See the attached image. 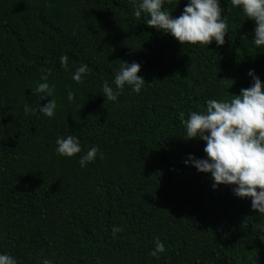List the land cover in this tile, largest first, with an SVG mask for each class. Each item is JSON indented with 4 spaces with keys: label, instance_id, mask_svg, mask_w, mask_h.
<instances>
[{
    "label": "trees",
    "instance_id": "1",
    "mask_svg": "<svg viewBox=\"0 0 264 264\" xmlns=\"http://www.w3.org/2000/svg\"><path fill=\"white\" fill-rule=\"evenodd\" d=\"M139 2L0 0V254L16 264H264V214L193 166L206 144L187 140L181 119L251 87L250 71L264 84L255 21L219 0L223 46H181L134 16ZM188 3L162 10L177 18ZM122 63H138L145 84L107 101L103 85L116 91ZM49 71L52 97L35 92ZM51 99L49 118L39 109ZM68 135L81 147L71 158L56 152ZM157 239L165 251L152 256Z\"/></svg>",
    "mask_w": 264,
    "mask_h": 264
},
{
    "label": "clouds",
    "instance_id": "2",
    "mask_svg": "<svg viewBox=\"0 0 264 264\" xmlns=\"http://www.w3.org/2000/svg\"><path fill=\"white\" fill-rule=\"evenodd\" d=\"M171 2V0H169ZM164 0H140L134 8V16L140 18L142 13L150 18L146 20L148 28L169 34L179 44L208 46L213 41L217 46H223L228 25L222 18L219 0H189L183 13L173 18L171 13L163 11ZM235 7L242 8L244 15L255 21L253 43L257 48L264 46V0H231ZM60 62L68 70V57L61 56ZM87 65H81L75 71L72 79L82 82L87 73ZM140 65L122 63L115 75L116 91L107 82L103 85V96L107 101H115L120 90L125 85L132 86L136 93L145 84L138 76ZM48 74L42 75V83H38L35 92L52 97L54 85L47 82ZM251 87L241 89L239 95H231L230 100H209L204 111H193L187 120L181 117L186 127L187 140L199 138L206 144L204 152L207 159L190 157L193 166L201 173H210L218 185H234V195L239 198H250L254 211L264 214V84L252 71ZM74 94L69 91L68 100L71 102ZM57 104L55 99L40 108L43 115L51 118L55 114ZM29 109L25 108V113ZM56 152L63 157H74L81 152L77 138L68 135L56 141ZM99 149L92 147L79 161L81 166L95 160ZM187 163V162H186ZM113 228V235L119 232ZM165 251L163 243L157 239L152 256ZM158 258V257H157ZM0 264H16V260L6 254H0ZM43 264H51L45 260Z\"/></svg>",
    "mask_w": 264,
    "mask_h": 264
}]
</instances>
